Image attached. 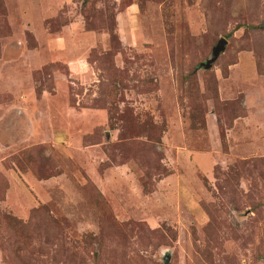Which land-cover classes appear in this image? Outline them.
<instances>
[{
	"label": "rangeland",
	"instance_id": "1",
	"mask_svg": "<svg viewBox=\"0 0 264 264\" xmlns=\"http://www.w3.org/2000/svg\"><path fill=\"white\" fill-rule=\"evenodd\" d=\"M0 264H264V0H0Z\"/></svg>",
	"mask_w": 264,
	"mask_h": 264
},
{
	"label": "water",
	"instance_id": "2",
	"mask_svg": "<svg viewBox=\"0 0 264 264\" xmlns=\"http://www.w3.org/2000/svg\"><path fill=\"white\" fill-rule=\"evenodd\" d=\"M226 47V41L220 39L216 46L212 49V58L208 60L205 64H202L203 68L209 69L211 65L217 60L219 55L224 52Z\"/></svg>",
	"mask_w": 264,
	"mask_h": 264
},
{
	"label": "trees",
	"instance_id": "3",
	"mask_svg": "<svg viewBox=\"0 0 264 264\" xmlns=\"http://www.w3.org/2000/svg\"><path fill=\"white\" fill-rule=\"evenodd\" d=\"M220 56V55H219ZM218 59V58H217Z\"/></svg>",
	"mask_w": 264,
	"mask_h": 264
}]
</instances>
